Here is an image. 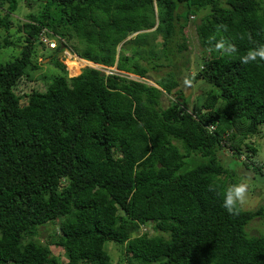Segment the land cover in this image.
<instances>
[{"label":"trees","instance_id":"obj_1","mask_svg":"<svg viewBox=\"0 0 264 264\" xmlns=\"http://www.w3.org/2000/svg\"><path fill=\"white\" fill-rule=\"evenodd\" d=\"M41 5L16 18L18 0H0V51L23 45L0 62V264H111L109 243L121 264H264V233L247 229L264 206L222 207L229 185L264 178V61L240 63L264 45V0ZM193 34L198 100L181 89Z\"/></svg>","mask_w":264,"mask_h":264},{"label":"rangeland","instance_id":"obj_2","mask_svg":"<svg viewBox=\"0 0 264 264\" xmlns=\"http://www.w3.org/2000/svg\"><path fill=\"white\" fill-rule=\"evenodd\" d=\"M43 1H44V5H46L49 3L50 0H18L20 7L17 10L14 17L17 18V16H18L19 18H21V17H25L26 15H30V14H38V12L42 8L41 4L43 3ZM16 18H15V24H17V21H18V19H16ZM15 24L13 26V31L16 32V35H18L19 34L18 29L16 28L17 26ZM135 37H136L135 35H132L130 38L133 39ZM48 38H51V37L49 36ZM50 40L58 45L57 38H51ZM192 40L194 43L193 44L194 45V51H193V54L190 56V58H191V61L193 62L191 65L193 70L191 69L192 70L191 74H188V72H186L184 77H183L184 80H186V79L190 80L191 85L190 86L186 85L185 81H184V83L181 86V89H182V91L186 97H188V98L193 97L195 100H198L201 96H203V93L205 91L204 89L207 86H206V84H201V83H197V82L194 83V81H195L194 76L197 73V70L200 69V67H203V63H201V59H200V56L198 54L202 48H201V44L199 43L196 34H193ZM147 41H151V38ZM20 45L21 44L19 43V46ZM22 46L23 45L16 48V52L20 53L22 51V49H21ZM126 48H127V45H126ZM16 52H14V50L9 52V51H7V49L0 51V62H6V61L12 59V57L16 55ZM50 53L51 52L48 49L40 48V51H39L40 61H42V64L44 65L43 69H45V70L53 69L52 72H57L58 70H56L54 67L51 68L53 66L52 64L48 65V63L49 62L51 63V60H52V58L49 57ZM73 55H74V53H73L72 49L69 51L64 50L63 54L62 55L60 54V59L66 65L67 70L69 69V61L71 58H73ZM10 56H11V58H10ZM45 56L47 58H44ZM186 56H187L186 60L188 61V57H189L188 52L186 53ZM75 63H76V61H75ZM91 66H94V65H91ZM91 66L83 65L81 68H79L78 75H80L84 69H86L87 67H91ZM94 67H96V66H94ZM69 70H68L69 75L72 76L73 74ZM112 70H115V68L110 69L109 71H112ZM133 78H135V77H132V79ZM36 83H37L36 84L37 90L40 92H44L45 88H46V86H45L46 82L39 80V82H36ZM258 140L256 141V144H257L256 146L258 149V154L256 156V159H257V161L261 162V164H263L264 163V141L260 140L261 142H258ZM250 143L252 144V140H250ZM240 167L242 168V165ZM251 174L254 175L256 173L251 172ZM257 174H258L257 175L258 177H254L255 175L252 176V178H253V181L251 180L252 183L250 181L249 182L247 181L250 188H249L246 203L243 206V208L245 210H257L260 207L264 206V178L259 175L260 174L259 172H257ZM54 228H55L54 225L51 224V225H48L46 228H42L40 230L41 239H42L43 243H47L48 241H52L51 239H53L52 236L54 234ZM247 229L250 232V234H252V235H258L260 233H264V218L262 217V218L255 219L254 221H252L249 224ZM51 248H52V251L55 255L62 256L61 258L64 261L67 260L64 252L59 251L58 248H56L55 246H52ZM105 248L111 256V264H121L122 263V256H121L122 252H121V249L118 245L109 243L106 245Z\"/></svg>","mask_w":264,"mask_h":264},{"label":"clouds","instance_id":"obj_3","mask_svg":"<svg viewBox=\"0 0 264 264\" xmlns=\"http://www.w3.org/2000/svg\"><path fill=\"white\" fill-rule=\"evenodd\" d=\"M221 29H223L224 31L228 30L226 25H218L217 32H219ZM229 47L231 46L229 45ZM225 48L226 45L223 42H220L215 45L214 50L223 54ZM261 61H264V45H261L258 48L249 49L246 54L240 57V63L242 65H249L251 63H258ZM185 84L190 86L191 81L186 79ZM208 190L211 192H215L216 188L213 185H209ZM248 192L249 185L246 182H239L229 185L223 191L222 207L229 215H238L246 203Z\"/></svg>","mask_w":264,"mask_h":264},{"label":"water","instance_id":"obj_4","mask_svg":"<svg viewBox=\"0 0 264 264\" xmlns=\"http://www.w3.org/2000/svg\"><path fill=\"white\" fill-rule=\"evenodd\" d=\"M130 47H131L130 45L127 46L128 49H130ZM95 65H96V64H95ZM98 66H99V65H96V67H94V66H91V67L101 69V68L98 67ZM103 70H105V69H103ZM115 70H117V69L115 68Z\"/></svg>","mask_w":264,"mask_h":264},{"label":"built area","instance_id":"obj_5","mask_svg":"<svg viewBox=\"0 0 264 264\" xmlns=\"http://www.w3.org/2000/svg\"><path fill=\"white\" fill-rule=\"evenodd\" d=\"M141 230H142V232H144V233H145V232H147V231H148V228H142Z\"/></svg>","mask_w":264,"mask_h":264},{"label":"bare ground","instance_id":"obj_6","mask_svg":"<svg viewBox=\"0 0 264 264\" xmlns=\"http://www.w3.org/2000/svg\"><path fill=\"white\" fill-rule=\"evenodd\" d=\"M45 34H47V31H45V33H44V34H42V35H45ZM51 38H52V37H51ZM51 38H50V39H51ZM50 39H49V40H50ZM50 41H51V40H50ZM65 50H66V51H68L69 49H68V48H66ZM70 50H71V49H70Z\"/></svg>","mask_w":264,"mask_h":264}]
</instances>
